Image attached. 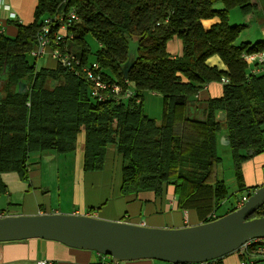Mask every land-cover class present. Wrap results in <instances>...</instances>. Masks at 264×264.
Wrapping results in <instances>:
<instances>
[{
  "label": "trees",
  "instance_id": "obj_1",
  "mask_svg": "<svg viewBox=\"0 0 264 264\" xmlns=\"http://www.w3.org/2000/svg\"><path fill=\"white\" fill-rule=\"evenodd\" d=\"M232 8L247 12L257 4L38 0L34 22L17 23L12 42H5L0 33V193L6 189L3 174L26 179L29 155L71 154L77 134L83 133L85 172L102 171L111 148L121 159L122 195L158 197L171 185L180 194L179 209L195 211L200 223L211 221L210 215L227 199L216 171L221 161L219 139L228 140L225 147L240 191L245 188L242 163L264 153V74L248 76L241 59L244 52L264 49V40L237 43L241 26L230 25L227 19ZM69 10L78 17L69 48L86 64L92 57L102 79L120 87L118 94L104 101L91 97L84 78L59 65L37 68L36 61L28 58L43 19ZM88 36L98 45L93 53ZM173 38L182 45L176 55L167 49ZM130 39L135 41L133 49ZM130 55L134 62L124 78L122 66ZM222 77L227 84L220 83ZM21 82L23 93H19ZM212 85H221L219 95L200 99L201 91ZM144 92L162 99L160 123L145 113ZM192 100L200 111L190 117ZM262 216L264 204L250 218ZM223 259L206 264H223Z\"/></svg>",
  "mask_w": 264,
  "mask_h": 264
},
{
  "label": "crops",
  "instance_id": "obj_2",
  "mask_svg": "<svg viewBox=\"0 0 264 264\" xmlns=\"http://www.w3.org/2000/svg\"><path fill=\"white\" fill-rule=\"evenodd\" d=\"M1 1L7 4L10 11L16 16L14 19H10L8 12L0 7L1 38L9 43L17 35V23L27 25L34 22V12L38 0ZM169 52L173 55L181 53V51ZM53 62V67L49 68L57 66L54 60ZM216 63L217 61L214 62V64ZM42 64L41 60L38 65L36 62L37 68ZM143 95L148 98H159L152 92H144ZM208 96L206 90L204 94H200V99ZM84 142L85 135L78 133L72 155H56L54 152L29 155L27 161L30 168L26 179H20L14 174H3L2 178L6 189L5 192L0 193V216L44 213L83 214L109 221L159 228H179L200 223L195 211L179 209L180 194L171 185L167 186L158 197L147 195L145 198H137L134 195H122L120 192L121 177L120 181L111 180L107 178V172H105L108 169L112 170L113 163L120 159L110 148L106 154V157L112 162L110 166L99 172H85L83 170ZM241 169L243 178L247 174L246 180H248L245 181L244 178L245 188L241 190L244 192L236 201L235 206L230 207L227 212L236 208L243 196H249L253 189L264 184L262 175L264 153L245 160ZM253 172L255 174L251 176ZM215 216L218 217L216 213ZM101 259V255L96 252L70 248L55 241L31 239L24 242L0 243V264H38L39 262L46 264H97ZM237 261L238 252H234L225 256L222 263L236 264ZM120 264L161 263L145 259L125 261Z\"/></svg>",
  "mask_w": 264,
  "mask_h": 264
},
{
  "label": "water",
  "instance_id": "obj_3",
  "mask_svg": "<svg viewBox=\"0 0 264 264\" xmlns=\"http://www.w3.org/2000/svg\"><path fill=\"white\" fill-rule=\"evenodd\" d=\"M133 62L134 55H130L122 66L124 78ZM24 91L21 82L19 93ZM220 143L226 146L228 140L221 137ZM263 204L264 184L227 214L179 228L149 227L83 214L6 215L0 216V243L55 241L109 256L114 263L145 259L168 264L209 263L236 252L252 239H264V216L250 218Z\"/></svg>",
  "mask_w": 264,
  "mask_h": 264
},
{
  "label": "built area",
  "instance_id": "obj_4",
  "mask_svg": "<svg viewBox=\"0 0 264 264\" xmlns=\"http://www.w3.org/2000/svg\"><path fill=\"white\" fill-rule=\"evenodd\" d=\"M0 7L8 12V17L14 19L16 16L10 11L7 4L0 0ZM78 21L77 15L73 10L67 11L65 14L47 16L43 19V25L36 36L34 48L29 51V56L35 61L48 55L59 65L77 77H82L89 84L91 97L97 101H104L109 95L118 94L120 87L116 84H108L100 75V68L97 63H84L78 55L69 48L68 43L73 40L71 28ZM241 59L246 65L248 76H260L264 74V49L249 53H242ZM220 83L227 84L228 79L222 77ZM126 90L124 95H127ZM247 196H243L236 208L243 205L247 200ZM217 218L215 213L210 215V219ZM239 260L236 264H264V239H252L246 242L237 250ZM101 260L97 264H120L114 263L109 256H101ZM38 264H46L39 262ZM168 264V263H161ZM206 264V263H199Z\"/></svg>",
  "mask_w": 264,
  "mask_h": 264
},
{
  "label": "rangeland",
  "instance_id": "obj_5",
  "mask_svg": "<svg viewBox=\"0 0 264 264\" xmlns=\"http://www.w3.org/2000/svg\"><path fill=\"white\" fill-rule=\"evenodd\" d=\"M257 4V8L252 11H243L238 8H232L228 10V23L230 25L235 26H241L239 36L237 39V43L240 42H250L251 44H254L256 41H263L264 40V0H253ZM216 7L221 8L222 5L218 4ZM87 44L89 46L90 52L93 53L97 49V43L96 41L88 36L86 38ZM129 49H133L135 46L134 40L128 41ZM181 42L173 38L171 39L167 44V49L171 52H179L181 51ZM28 58H30L32 61L34 58L30 57L28 55ZM44 59H40L42 61V66L44 67H53L54 62L51 60V58L48 55H45L42 57ZM38 59L37 65L40 62ZM90 62L89 64L93 63L92 57L89 58ZM217 60L214 59L213 61H210L212 64L216 62ZM218 63V61H217ZM207 93L209 94L208 97H216L217 94L221 92V85H212L207 86ZM206 90L201 91L200 94H204ZM145 97L143 95V106L145 113L152 119H154L157 123H160L162 119V110H163V102L162 99L159 97ZM158 100V101H157ZM188 108V116L198 115L200 111L199 103L195 101H190ZM221 139V138H220ZM219 139V144L217 145V156L221 159L220 163L216 167V171H218V178L223 181L226 191H227V199L219 205V207L215 210V213L218 217L223 216L230 207H234L236 204V201L239 199V197L243 194L244 191H239L237 180L235 177V171L233 167V162L231 159V153L229 148L221 145ZM111 149V148H110ZM74 153V152H73ZM71 153V155L73 154ZM257 156V155H256ZM112 162L106 157L105 160V167L107 168L110 166ZM109 170V169H108ZM107 172V178L109 179H115L116 181H120L121 177V161L118 159L117 162L113 163L112 170ZM254 172L251 173V176H254ZM262 175L264 176V170L262 172ZM261 176V175H260ZM248 177L247 174L244 175L245 181ZM243 178V179H244ZM253 192V191H252ZM237 252V251H236ZM159 263V261H157Z\"/></svg>",
  "mask_w": 264,
  "mask_h": 264
},
{
  "label": "flooded vegetation",
  "instance_id": "obj_6",
  "mask_svg": "<svg viewBox=\"0 0 264 264\" xmlns=\"http://www.w3.org/2000/svg\"><path fill=\"white\" fill-rule=\"evenodd\" d=\"M253 190H254V189H253ZM253 190H252V191H253Z\"/></svg>",
  "mask_w": 264,
  "mask_h": 264
}]
</instances>
